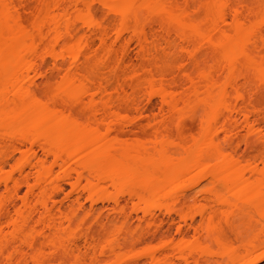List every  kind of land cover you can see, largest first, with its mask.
Segmentation results:
<instances>
[{"label": "bare ground", "instance_id": "6f19581e", "mask_svg": "<svg viewBox=\"0 0 264 264\" xmlns=\"http://www.w3.org/2000/svg\"><path fill=\"white\" fill-rule=\"evenodd\" d=\"M262 28L264 0H0V264H148L127 252L171 236L166 190L197 171L235 193L208 209L222 238L242 242L230 263L263 261ZM128 110L146 122H119ZM134 131L194 145H120ZM148 196L168 221L147 203L128 212ZM185 201L177 212L199 198Z\"/></svg>", "mask_w": 264, "mask_h": 264}, {"label": "rangeland", "instance_id": "374dc122", "mask_svg": "<svg viewBox=\"0 0 264 264\" xmlns=\"http://www.w3.org/2000/svg\"><path fill=\"white\" fill-rule=\"evenodd\" d=\"M133 49L135 50V52ZM133 49H132L133 51L130 53V54H133L132 58H134L133 59L134 62L133 61L132 62L135 63L137 60H139V62H141V60L138 59L139 58L137 55L138 51L136 52V49L135 48H133ZM135 55H137V60H136ZM136 63L138 65V61ZM141 97H143V96H141ZM136 112L137 111L134 112V110L133 111L128 110L127 113L122 112L119 116L118 121L119 122L123 121V123L124 122H126V123L130 122V123H135V124H137V123L141 124L143 122L145 123L146 118L144 116H141L139 112H137V113ZM187 117H188V115H187ZM187 117L185 116V118H187ZM158 119L156 120L157 122H159ZM159 120L161 121V118ZM197 124H199L198 121L196 122V125ZM198 127H199L198 125L195 127V129L197 128L196 130L194 129L196 131L195 133H197L199 131ZM134 132H132V133L131 132H127V133L125 132L126 133V134L124 133L125 135L122 134L120 136V137H122V144L120 143L121 142V140H120L119 141L120 145H123L124 148H128V149L129 148H131V149H134V148L142 149L143 148V149H148V150L150 149L151 150V149H161V147H163L166 144V146L168 148L170 147L169 149H171V151L176 150L178 145H179L178 149H184V147H191V144H192V146L194 145L193 142H190L191 139L189 141L187 140L189 143L187 141L184 142V140H182V139L179 140V137H177L176 133L172 134L171 137H166L164 135L162 137V135L153 134L151 131H150V133L148 132V134H144L142 132H136V131H134ZM245 132H246V130H242L241 135L239 137V145H240V142H242L241 143L242 146H240V151H241L240 153H243L244 151L246 152V150H247L246 139L248 140V136H247L248 134H247V132L246 133ZM136 133H137V135H136ZM245 136H246V138H245ZM170 139H171V141H170ZM179 141H180V143H179ZM161 145H163V146H161ZM166 146H164V148H166ZM180 146H182V148H179ZM245 147H246V149H245ZM185 149H187V148H185ZM6 150H7V152L11 151V150L9 151L8 148H6ZM6 150L4 148L3 151L6 153ZM151 152H153V151H151ZM157 152H159V150H157ZM178 152H180V151H178ZM15 154L18 156H15ZM15 154H14L15 160L12 161L14 163L16 161V157L19 158V154H17V153H15ZM18 158H17V160H18ZM20 158H21V155H20ZM12 162H11V166L16 164V163L15 164L13 163V165H12ZM242 163H244L246 165V162L243 161ZM11 166H8L9 168L7 167L8 171H10V170L14 171L15 167L13 169ZM7 169H6V171H7ZM196 173L197 174H195V175H197V176H195V175L194 176H185L183 178H180L178 180V182H176V184L173 185L169 189H167L168 186H166V184H165V187H167L166 193L171 194L170 198L172 200L169 199V200H171L169 202L167 200V197L163 198L164 199L163 205L164 204L166 205L165 202H167V204H169V203L171 204L170 206L173 209L171 211L170 216L173 219H175V222H176L172 228L173 230L171 231V236L168 239L167 238H159L157 240L149 241L145 244H142L138 248H134L135 250H133V248H131L133 250L132 252L130 251L131 254H129V252H127L125 250V253L126 252L128 253V258L136 257L135 260L147 262L148 264L152 262V259H153L152 257H156V259L159 258L161 260V262H164V264H165V262H167V258H169V257H172V259L171 258H169V259L174 260V262L175 263L177 262V264H179V263L180 264H186L185 263L186 259L189 260L188 264H197L196 263L197 260L199 261L198 264H247L251 253L250 254H244L243 255L244 257H242L240 260L236 261L235 263L234 262L230 263V261L232 260L231 258H234V257H237V256L243 254L244 249H242V244H241L242 242L240 243L238 241H235L234 239L229 240V239H226L224 237L222 238L221 232L223 231V228L225 227L226 221L220 220L219 222L217 221L215 224H212L209 222L210 211H208V209H209L210 205H214V203L216 202V198L217 199L221 198V197L222 198H228V200H230L231 202H234L235 200H234L233 196L235 193H233V192L228 193V191L223 189V188H220V187L216 188L215 186H212L209 180H207L206 178H202V174L201 175L198 174L199 173L198 171ZM12 174L13 173L11 171L10 175H12ZM0 175H2V173ZM3 176H4V174H3ZM3 176H0V178ZM102 184H104V183H102ZM2 186H3V184L1 185V187ZM214 188L216 191V196L213 197L208 192H210V190H212ZM4 189L5 188H3L1 191L3 192ZM70 189H71L70 186L67 185L66 191L68 192V191H70ZM108 189H109V192H111V193H112V191H115L113 189H110V187ZM123 189H121V190L119 189L120 191L116 190V192L118 193V191H119V193H121V191H123ZM239 189H241V188H239ZM124 191H125V189H124ZM236 191H239V190H236ZM117 193H115L116 196L117 195L121 196L122 194L124 195V193H122L121 195H119V193L118 194ZM164 193H165V191H164ZM238 194H239V192H238ZM111 195H113V194H111ZM63 197H64V195H62L60 198H63ZM123 197H125L127 199L128 196H127V194H125V196H123ZM123 197H121V198H123ZM193 197L199 198V202L195 206H192L191 208H185V211L183 213L177 212L178 211L177 206L179 204H182L185 201V199L188 202L191 200L190 202L192 203ZM150 199H151V201H150ZM158 202H160V201H156V199L153 200L151 198V196L147 197L146 202H145V200L143 202H141V201L135 199V201L130 204L128 212H130L134 215H136L135 213L140 214L142 212L141 207H142V209H144L148 206V209L150 210L152 208L153 210L151 209L150 211L154 212V214H156V216L158 218L168 221L169 215L167 214L166 209L164 208L163 212H161L160 209L158 210V204H157ZM136 203H138V204H136ZM143 203L144 204L147 203V206L144 205ZM160 203L162 204V202H160ZM135 205H138V206H135ZM239 206H241V204ZM155 207H156V209H155ZM233 210H234L233 208H230L229 211L233 212ZM185 220H187V222L189 224L193 220L195 221L196 225L202 224L200 228L197 227L198 228L197 230L191 229L190 230V236L187 239H183V237L181 238V236L178 235V231H177L179 226H185ZM167 228H168V224H165V230ZM157 229H158L157 225H154L150 228L151 231H155ZM172 238L177 239V240H174V241H177V242H174L176 244V246L178 245V247L176 248L178 250H176V252L174 249L175 244L173 245V242L171 241L172 242L171 243L169 241ZM182 239L184 241H181ZM173 251H174V253H173ZM180 251L182 253H180ZM261 254H264V248H262L256 252V255H261ZM124 255H126V254H124ZM258 264H264V260L259 262Z\"/></svg>", "mask_w": 264, "mask_h": 264}, {"label": "snow or ice", "instance_id": "6c2138e0", "mask_svg": "<svg viewBox=\"0 0 264 264\" xmlns=\"http://www.w3.org/2000/svg\"><path fill=\"white\" fill-rule=\"evenodd\" d=\"M261 35H264V28L261 29Z\"/></svg>", "mask_w": 264, "mask_h": 264}]
</instances>
